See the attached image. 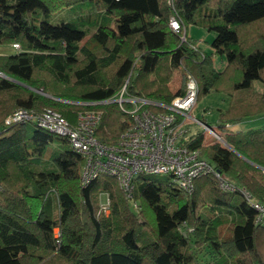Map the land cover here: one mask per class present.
I'll use <instances>...</instances> for the list:
<instances>
[{"label": "trees", "instance_id": "trees-1", "mask_svg": "<svg viewBox=\"0 0 264 264\" xmlns=\"http://www.w3.org/2000/svg\"><path fill=\"white\" fill-rule=\"evenodd\" d=\"M188 25L215 33L210 55L191 48ZM14 44L0 54V264H264V225L240 192L264 204V127L230 128L264 113V0H0V46ZM214 54L225 57L219 71ZM187 75L198 100L229 98L210 123L230 148L205 141L203 130L184 146L234 190L212 172L191 192L170 175H138L134 209L113 177L81 184L83 158L66 138L33 122L4 124L18 108L54 110L69 123L100 110L95 136L114 144L132 121L129 103L111 101L123 86L127 96L169 105L184 95Z\"/></svg>", "mask_w": 264, "mask_h": 264}, {"label": "built area", "instance_id": "built-area-1", "mask_svg": "<svg viewBox=\"0 0 264 264\" xmlns=\"http://www.w3.org/2000/svg\"><path fill=\"white\" fill-rule=\"evenodd\" d=\"M169 26L173 32L181 33L184 39L185 30L178 20L170 18ZM12 47L18 49L17 44ZM191 47L193 48L192 45ZM196 95V82L189 75L186 78L184 95L173 98L169 105L151 102L142 97L127 96L123 86L111 101L117 103L121 109L124 102L129 103L131 108L127 111L132 115V121L114 144L104 143L95 136L101 119V112L97 110L79 113L75 122L69 123L54 110L35 113L18 108L5 118L4 124L33 122L44 130L66 138L70 147L83 158L81 184H88L100 175L113 177L135 209L136 204L131 201V193L134 179L138 175H170L179 189L191 192L198 176L212 172L222 190H234L200 156L198 150H189L184 146L187 138L183 137L182 126L185 121L192 119L189 113ZM148 104L160 106L167 111L152 113L144 108ZM201 126L211 132L207 126ZM240 192L256 212L255 223L264 225V204L254 200L245 189H240ZM100 208L108 214L109 199L105 193L101 194Z\"/></svg>", "mask_w": 264, "mask_h": 264}, {"label": "rangeland", "instance_id": "rangeland-1", "mask_svg": "<svg viewBox=\"0 0 264 264\" xmlns=\"http://www.w3.org/2000/svg\"><path fill=\"white\" fill-rule=\"evenodd\" d=\"M186 33H187L188 38L190 39L192 38L194 41V44H196V45H192L193 46V48L191 47L192 49H196L198 47L201 50V52H204L210 55V53L212 52L210 43L212 39L215 37L214 32H209L206 29L195 26V25H188L186 28ZM182 37L183 35L180 33L181 40L183 39ZM16 50L17 49L13 48L12 46H0V54L11 53ZM215 59L216 58L212 60V66L214 69H221L224 63H226L225 57L223 56L221 59H218V60H215ZM179 84H180V75L179 73H176L172 81L170 82V87L173 90H176L179 87ZM185 85H186V80H185ZM255 87L257 89L262 88L259 82H255ZM197 94H198V85H197ZM228 104H229V98H227V96L222 93L211 92L200 100L197 99V95H196L194 105L190 109V113H189L192 119L189 121H185L186 123L184 122L185 124L182 126V129L184 130L183 137L188 139V137L196 134L199 130H203L205 141L210 142L213 139H216L219 142L223 141L220 135L222 133L216 128V126L213 123H210V122H213L217 118L218 114L227 108ZM90 110H93V109H90ZM85 111L87 110L78 111L77 114L83 113ZM97 111H100V110H97ZM193 118H195L196 120ZM202 119L207 123V125L203 123ZM201 125L207 126L211 132L205 130ZM263 127H264V113L257 115L255 117L245 119L238 124L232 125L230 128L232 131L235 132V131H247L249 129L263 128ZM57 144H58V141L55 140L52 143V146L55 147ZM100 200H101V195H100ZM149 218L150 217H148L147 219L149 220Z\"/></svg>", "mask_w": 264, "mask_h": 264}, {"label": "crops", "instance_id": "crops-1", "mask_svg": "<svg viewBox=\"0 0 264 264\" xmlns=\"http://www.w3.org/2000/svg\"><path fill=\"white\" fill-rule=\"evenodd\" d=\"M191 40L193 41V39L191 38ZM194 42V41H193ZM214 58H216L215 60H218V59H221L222 57L221 56H219V55H217V54H214V55H212V60L214 59ZM225 66V63H224V65H223V67ZM222 67V68H223ZM221 68V69H222ZM221 69H215V70H217V71H219V70H221ZM256 88V87H255ZM257 89V88H256ZM257 90H261V89H257ZM231 127V126H230Z\"/></svg>", "mask_w": 264, "mask_h": 264}, {"label": "water", "instance_id": "water-1", "mask_svg": "<svg viewBox=\"0 0 264 264\" xmlns=\"http://www.w3.org/2000/svg\"><path fill=\"white\" fill-rule=\"evenodd\" d=\"M0 76H3L2 74H0ZM4 77V76H3ZM226 147H228V148H230L227 144H226V142H224V141H221ZM264 170V169H263Z\"/></svg>", "mask_w": 264, "mask_h": 264}]
</instances>
